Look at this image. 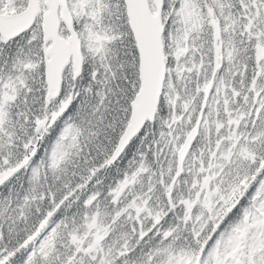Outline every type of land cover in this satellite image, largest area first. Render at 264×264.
Segmentation results:
<instances>
[{
	"label": "snow or ice",
	"instance_id": "snow-or-ice-1",
	"mask_svg": "<svg viewBox=\"0 0 264 264\" xmlns=\"http://www.w3.org/2000/svg\"><path fill=\"white\" fill-rule=\"evenodd\" d=\"M0 264H264V0H0Z\"/></svg>",
	"mask_w": 264,
	"mask_h": 264
}]
</instances>
